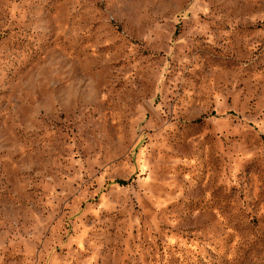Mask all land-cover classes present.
Returning a JSON list of instances; mask_svg holds the SVG:
<instances>
[{
	"label": "rangeland",
	"instance_id": "rangeland-1",
	"mask_svg": "<svg viewBox=\"0 0 264 264\" xmlns=\"http://www.w3.org/2000/svg\"><path fill=\"white\" fill-rule=\"evenodd\" d=\"M0 264H264V0H0Z\"/></svg>",
	"mask_w": 264,
	"mask_h": 264
},
{
	"label": "trees",
	"instance_id": "trees-1",
	"mask_svg": "<svg viewBox=\"0 0 264 264\" xmlns=\"http://www.w3.org/2000/svg\"><path fill=\"white\" fill-rule=\"evenodd\" d=\"M121 183H124V181H120Z\"/></svg>",
	"mask_w": 264,
	"mask_h": 264
}]
</instances>
